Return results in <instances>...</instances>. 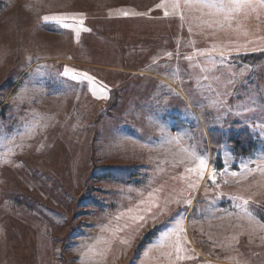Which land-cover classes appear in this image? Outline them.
<instances>
[{
    "label": "rangeland",
    "instance_id": "374dc122",
    "mask_svg": "<svg viewBox=\"0 0 264 264\" xmlns=\"http://www.w3.org/2000/svg\"><path fill=\"white\" fill-rule=\"evenodd\" d=\"M160 2L0 0V264H264V174L240 167L256 169L264 153V51H232L211 68L196 49L244 37L189 33ZM81 13L90 31L78 38L42 19ZM245 25L249 38L264 35V17ZM65 67L102 81L107 98ZM177 133L181 145L167 144ZM181 146L208 160L194 189L181 178L195 166ZM153 189L161 205L176 193L180 202L130 246L112 239L104 226ZM180 217L182 255L193 259L177 261L152 245Z\"/></svg>",
    "mask_w": 264,
    "mask_h": 264
},
{
    "label": "snow or ice",
    "instance_id": "6c2138e0",
    "mask_svg": "<svg viewBox=\"0 0 264 264\" xmlns=\"http://www.w3.org/2000/svg\"><path fill=\"white\" fill-rule=\"evenodd\" d=\"M156 8L164 9V16L179 17L182 22L188 23L189 33L193 32V28L196 27L203 32L205 29H211L213 32L219 30H231L235 32L237 36L244 37L243 42L239 39L229 40L227 43H221L219 45L213 44L208 49H196L195 54L198 57H204L211 68L216 67L215 57L223 58L230 54L232 51L239 52L241 49L250 51H264V47H253L252 45H264V35H254L253 38H249L253 34L250 33L246 27L245 22L252 18L260 20L264 17V0H161L156 4ZM132 15H145V13H131ZM77 15L80 17L83 14H59L57 16H44L42 19L47 22L49 20H55L58 24H61L65 28H74L77 38L80 31H90V29L83 27V19L77 20ZM121 15L128 16L130 13L122 12ZM71 20L72 23L67 21ZM171 56L172 53H166ZM191 61L192 56L186 57ZM210 68L205 66L201 68V72H208ZM64 76H71L72 79L78 81H86L92 92V95L98 99H106L108 94V87L102 81H97L95 77L89 75L87 72H77L75 69H69L65 67ZM204 80H208L209 76H203ZM217 103H223V101H217ZM248 109H245L247 111ZM238 115L240 113H237ZM164 129L161 128V131ZM183 135L177 133L175 136H169L166 143L171 145L173 143L181 145ZM181 152L186 154V157L195 162L194 167L185 169V174H182V179L188 181L187 188L194 189L200 179H203L204 174L208 171V160L202 154H199L195 148L181 146ZM260 163L257 164L256 169L249 168L248 163H241V169L248 174L253 171H260L264 174V153L258 158ZM183 162V160H181ZM254 163V162H253ZM194 174V175H193ZM225 174L226 170H225ZM216 171L212 169L209 172V176L213 183L216 180ZM232 176L240 175V173L232 172ZM227 182V181H225ZM162 189H153L148 193V199H141L135 208H127L123 212L118 213L114 219L116 221H123V223H117L115 226H104L105 231L111 233L112 239H119L125 246H130L132 239L141 228L145 226L149 219L155 220L158 214H162L167 210V206L170 202H180V193L166 198L164 204L159 203V197L156 193ZM234 200H239L242 204H238L237 207L247 206L250 201L243 196H234ZM185 204H190V199L184 200ZM154 209L156 211H154ZM245 214L252 220V214L248 211L247 207L243 208ZM261 228H264V223L260 224ZM185 231L183 228V217L175 219L172 226L166 228L161 234L158 240L152 245V247H169L175 252V259L177 261L184 259H193L191 256L182 255L185 252L182 242H186V238L182 237V233ZM120 233H125L121 236ZM109 247L111 241H105ZM171 255V253H169Z\"/></svg>",
    "mask_w": 264,
    "mask_h": 264
}]
</instances>
